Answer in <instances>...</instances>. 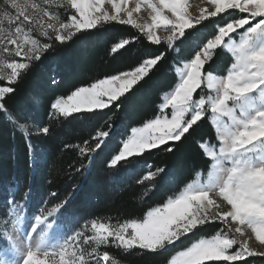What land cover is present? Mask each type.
Returning a JSON list of instances; mask_svg holds the SVG:
<instances>
[{
    "label": "snow or ice",
    "instance_id": "obj_1",
    "mask_svg": "<svg viewBox=\"0 0 264 264\" xmlns=\"http://www.w3.org/2000/svg\"><path fill=\"white\" fill-rule=\"evenodd\" d=\"M114 24L130 26L138 35L116 37L112 54L141 37L149 42L137 66L112 69L116 74L51 97L47 121L22 120L7 108L6 97L37 64L72 44L87 45L101 32L116 31ZM165 62L174 79L158 92L154 114L117 141L122 147L109 154L107 166L122 165L126 174L146 166L138 183L162 177L175 184L171 170L152 171L140 158L161 146L172 153L207 123L211 132L197 141L209 161L206 174L196 170L194 179L137 216L73 215L78 184L63 199L55 191L47 192V200L41 194L52 206L39 207L30 217L24 209L31 186L21 199L9 193L0 264H122L110 249L159 257L160 264H249L246 258H264V0H200L198 5L132 0V6L130 0H0V113L24 137L33 163L32 137L50 135L52 121L106 118L108 130L95 131L93 147L89 140L64 145L79 157L68 164L69 174L86 179L97 150L116 133L115 113ZM49 79L57 82L54 74ZM155 187L145 189L141 199ZM9 222L19 235L9 232Z\"/></svg>",
    "mask_w": 264,
    "mask_h": 264
},
{
    "label": "trees",
    "instance_id": "obj_2",
    "mask_svg": "<svg viewBox=\"0 0 264 264\" xmlns=\"http://www.w3.org/2000/svg\"><path fill=\"white\" fill-rule=\"evenodd\" d=\"M110 27L116 31L101 32L87 45L72 44L37 64L15 86V93L6 97L7 108L22 120L32 116L34 119L47 121L51 97L60 93L67 94L73 90L72 86H82L102 77L105 73L116 74L112 69L130 70L131 67L137 66L138 59L146 58L141 57V53L150 45L142 37L139 43L126 46L127 50H118L119 54H112L110 47L117 42L116 37L131 38L138 33L127 25L114 24ZM166 65L167 62L161 65L159 71L155 72L152 79L142 87L141 92L131 101L126 102L123 111L115 113L111 121L116 129L115 139L124 137L131 127L140 125L141 121L154 114L155 105L160 103L157 98L158 92L164 84L174 79ZM50 73L55 75L57 81L55 84H52L49 79ZM34 97H39L42 102L37 104V109L33 111ZM105 119L81 118L66 123L52 121L50 135L32 137L33 145L39 143L43 151L40 166L30 160L24 137L19 131L14 132L7 117L0 113V186L12 182L18 187L13 191L17 196L20 189L28 188L30 185L35 191L39 190L40 197L44 194L47 200L49 190L57 192L63 199L68 193L73 192L74 185L78 184L79 190L73 193L70 205L72 213L79 216L91 214L100 217L137 216L146 212L149 207L161 204L166 194H171L192 179L196 170L207 171L206 166L209 161L203 157L197 145L200 136H206L211 132L208 124L205 123L201 129L179 144L172 153L164 151L161 146L160 149L146 151L140 158L153 165L155 169L171 170L176 177L175 184H167L162 177H157L154 181H150L153 185L155 183L154 191L142 200L147 183H137L139 178L137 172L126 176L124 169L119 167L115 174V183H111L110 186L114 185L119 190L102 194L103 185L99 184L100 176L95 171L104 168L105 165V162L100 163L101 151L97 150L85 179L79 174H69L68 164L77 161L79 157L74 147L65 149L64 145H82L84 140H89V146L93 147L96 141H93L91 137L95 135V131L98 128L108 130ZM125 129L127 130L125 135L121 136L120 133L125 132ZM84 162L87 163V161ZM52 184L55 187H52ZM212 231V228L206 229L207 233ZM110 253L120 258L122 264H160L159 257L139 256L137 253L124 255L117 249H110ZM246 259L249 260V264H261L264 258Z\"/></svg>",
    "mask_w": 264,
    "mask_h": 264
},
{
    "label": "rangeland",
    "instance_id": "obj_3",
    "mask_svg": "<svg viewBox=\"0 0 264 264\" xmlns=\"http://www.w3.org/2000/svg\"><path fill=\"white\" fill-rule=\"evenodd\" d=\"M189 2L191 3V4H193V5H198L199 3H200V0H189ZM130 6H132V0H130ZM194 11H198V9H193ZM140 15H144V11L142 10V13L140 14ZM160 35H164L165 33H163V32H160L159 33ZM37 109V104H34L33 105V111L34 110H36ZM98 111H100V110H98ZM30 113V112H29ZM140 126H142V124H140V125H135V126H133V127H140ZM133 127H131L130 129H129V132H128V134H126L124 137H120V138H118V139H115V134L113 135V138H112V140L111 141H109L108 143H107V145H105V146H103L102 147V149L100 150L101 152H100V163H102V164H104V162H105V165H104V168H102V169H96L95 171L98 173V175L100 176L99 177V184L100 185H103V189H102V194H104V193H107V192H109V193H113V192H116L117 190H119L118 189V187H116V186H114L113 185V187H110L111 186V183H115V180H116V178H115V174H116V172L118 171V169H120V168H122V170L124 169L123 167H122V165L120 166V165H118V166H116V167H108L107 166V160H106V158L107 157H109V154H111V155H114V154H116V152L118 151V148L119 147H122V145H119L118 146V144H117V141L118 140H120V139H126L127 138V136L128 135H131V129L133 128ZM38 139H36V141H37ZM35 141V140H34ZM34 146H35V148H36V153H37V155H36V159H35V163L36 164H38V165H40L41 166V162H42V159H43V151L41 150V148H40V144L39 143H37V144H34ZM109 147V148H108ZM133 160H135L136 158L134 157V158H132ZM147 165H150L149 163H146ZM120 167V168H119ZM149 170V168L148 167H141V168H138V169H135L134 170V172H137V175H138V177L139 178H137V183H138V181H140L141 179H142V177L143 176H145L146 174H147V171ZM151 170L152 171H155L156 169H155V167L153 166V165H151ZM124 171H125V169H124ZM126 173V172H125ZM204 174H206V171L205 172H203ZM120 174H122V173H120ZM126 176H130V174H126ZM195 178V176H194V174H193V177H192V179H194ZM156 179V178H155ZM154 179V180H155ZM192 179H190L189 181H191ZM154 180H152V181H154ZM188 181V182H189ZM144 182H146L147 184V186H145V189H148V188H150V187H152V185L153 184H151L150 183V181H144ZM154 185H155V183H154ZM18 187L16 186V185H14L12 182H10V183H6L4 186H0V231H3L4 230V221L5 220H7L8 219V217H6V215H5V212H6V209H7V205H6V203H5V201L7 200V199H11V196L9 195V193H11L12 195H14V193H13V191H14V189H17ZM105 188V189H104ZM22 190H27V188H25V189H20V191H19V193L17 194V196H15L16 197V199H21L22 198V194H23V192L21 193V191ZM31 190H32V195H31V198L28 200V205H27V207L24 209V212H25V215L26 216H31L35 211H36V209L37 208H39V207H50V206H52V205H46L44 202H42L41 200H40V193H39V190H37L36 189V191L33 189V188H31ZM166 199V198H165ZM159 204H157V205H154V206H158ZM154 206H151V207H154ZM149 209V208H148ZM147 209V210H148ZM146 210V211H147ZM73 215H75V216H77V217H79V215H77V214H74V213H72ZM82 222V221H81ZM8 230H9V232L13 235V236H16V235H19V233H15V232H13L12 231V228H11V224H10V222H9V224H8ZM23 238V237H22ZM253 242H254V237H253Z\"/></svg>",
    "mask_w": 264,
    "mask_h": 264
}]
</instances>
